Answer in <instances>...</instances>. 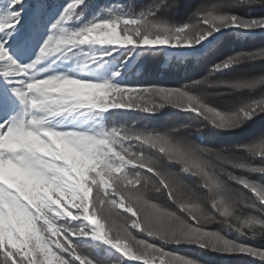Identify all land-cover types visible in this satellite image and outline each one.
<instances>
[{
  "label": "snow or ice",
  "instance_id": "snow-or-ice-1",
  "mask_svg": "<svg viewBox=\"0 0 264 264\" xmlns=\"http://www.w3.org/2000/svg\"><path fill=\"white\" fill-rule=\"evenodd\" d=\"M241 6H264V0L204 3L182 25L157 15L161 8L179 9L181 0H154L138 15L107 10V16L72 30V21L81 19L88 5L86 0H70L51 25L39 55L22 65L11 51L25 30L22 21L30 16L39 29L51 5L47 0H0V80L11 92L0 90V109L14 106L15 100L23 106L19 116L0 124V160L6 170L0 181V199L21 210L29 224L20 233L5 215L0 264H94L72 244L73 236L85 235L84 229H72L71 222L81 220L91 226L93 239L136 264H197L165 247L182 244L221 254H244L264 264V249L247 243L264 239V184L250 179L264 176V166L254 163L264 161V134L229 151L179 140L177 130L160 134L112 128L93 135L50 126L51 119L65 114L102 115L114 109L155 114L172 106L202 117L220 131H235L264 114V96L224 112L210 107L196 90L202 86L230 92L264 88V74L211 81L216 73L241 63L264 61V48L230 55L215 64L203 80L183 88L123 86L115 83L119 72L100 82L71 75L45 78L43 73L50 69L42 72L40 68L49 60L56 64L80 59V67L88 69L112 55V51L93 55L84 51L85 46L130 52L193 48L225 29H264V18L248 19L225 11ZM75 156L87 162V167L81 165L79 177L72 172ZM167 163L180 165V172L170 171ZM8 166L51 186V191L39 200L27 193L22 196L15 177L7 175ZM182 174L197 178V185L185 183ZM216 222L234 229L238 238L208 230Z\"/></svg>",
  "mask_w": 264,
  "mask_h": 264
},
{
  "label": "trees",
  "instance_id": "trees-1",
  "mask_svg": "<svg viewBox=\"0 0 264 264\" xmlns=\"http://www.w3.org/2000/svg\"><path fill=\"white\" fill-rule=\"evenodd\" d=\"M69 2L70 0H47L51 8L48 10L44 24L39 29L34 25L30 16L22 21L25 24V30L19 34L18 44L11 49L13 55L22 65H27L39 55L43 43L50 34L51 25L59 18ZM153 2L154 0H86L87 11L83 13L81 19L72 21L71 29L79 30L94 18L107 16V10H112L117 15H138ZM212 2H216V0H181L179 9L165 10L161 8L157 15L160 19L167 20L169 23L182 25L188 22L193 11L201 4ZM26 3H31V0H26ZM225 11L248 19L264 18V6H241ZM262 48H264V29L244 31L230 28L214 34L209 40L193 48H140L130 52L129 49L114 51L109 46H85L84 51L90 54L104 56L106 52L112 51V55L106 56L103 61L90 66L88 69L80 67L82 63L80 59L67 62L61 60L56 64H52L49 60L42 63L40 68L42 72L44 68L50 69L48 72L43 73L45 78L53 74L71 75L100 82L111 80L113 74L119 72L120 75L115 83L123 86L183 88L184 85L203 80L208 76L211 68L226 57ZM101 64H103L102 67ZM261 74H264V61L241 63L233 68L216 73L211 77V81L245 79ZM0 90L9 95L11 94L9 86L3 80H0ZM196 93L202 94L205 102L210 107L227 112L249 100L264 96V88L255 91L230 92L227 89L202 86L196 90ZM13 99L15 98L13 97ZM22 107L20 101L15 100L14 106L0 109V124H7L13 116H19ZM50 126L53 130L78 131L93 135L112 128H126L133 131L160 134L177 130L175 131V137L179 140H187L216 150L234 151L237 145L248 143L264 134V114L257 116L244 127L235 131H220L202 117L172 106H166L155 114L123 109L110 110L102 115L95 113L85 116H81L79 113L65 114L51 119ZM197 129H202V131H197ZM0 147H2V142H0ZM57 147L64 148L60 144ZM64 150L67 151V149ZM235 154L238 156L245 155L241 152H235ZM74 158L75 165L72 167V172L79 177L81 165L87 167V162L81 160L78 156ZM254 163L264 166V161L261 160H256ZM166 167L170 171L180 172V165L176 163H167ZM5 175V164L3 160H0V181L4 180ZM7 175L9 178L15 177L17 190L22 196L27 193L39 200L51 191V186L37 183L28 173L12 169L11 166H8ZM71 178L69 176V179ZM182 178L185 183L193 187L198 183V179L190 175L182 174ZM250 179L264 184V176L253 175ZM21 184L24 187H20ZM233 186L237 187L236 185ZM73 211L75 212V209ZM6 214L18 232L23 233L28 230L29 224L24 220L22 211L13 208L5 199H0V230L4 227ZM71 223L73 230H85V235L73 236L72 244L84 256L91 259L94 264H136V262L125 259L119 251L110 245L101 240L93 239L90 234L91 226L87 221L81 220ZM208 230L219 232L229 239L235 240L238 238V233L234 229L221 222L209 225ZM137 235L145 238L142 234L137 233ZM154 242L160 243L159 241ZM247 243L256 248L264 249V239L250 240ZM165 247L171 252L199 261V264H259L258 261L244 254H221L202 249L196 245L182 244Z\"/></svg>",
  "mask_w": 264,
  "mask_h": 264
},
{
  "label": "clouds",
  "instance_id": "clouds-1",
  "mask_svg": "<svg viewBox=\"0 0 264 264\" xmlns=\"http://www.w3.org/2000/svg\"><path fill=\"white\" fill-rule=\"evenodd\" d=\"M37 34V33H36ZM197 131H202V129H197ZM55 135L59 136V137H64L65 134L64 133H55ZM197 264H199V261H197Z\"/></svg>",
  "mask_w": 264,
  "mask_h": 264
},
{
  "label": "rangeland",
  "instance_id": "rangeland-1",
  "mask_svg": "<svg viewBox=\"0 0 264 264\" xmlns=\"http://www.w3.org/2000/svg\"><path fill=\"white\" fill-rule=\"evenodd\" d=\"M16 44H18V42H17V43H15V44H13L12 48H15Z\"/></svg>",
  "mask_w": 264,
  "mask_h": 264
}]
</instances>
